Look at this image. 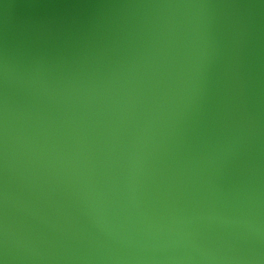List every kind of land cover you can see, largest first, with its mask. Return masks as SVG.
Listing matches in <instances>:
<instances>
[{
	"label": "water",
	"instance_id": "95a60500",
	"mask_svg": "<svg viewBox=\"0 0 264 264\" xmlns=\"http://www.w3.org/2000/svg\"><path fill=\"white\" fill-rule=\"evenodd\" d=\"M0 264H264V0H0Z\"/></svg>",
	"mask_w": 264,
	"mask_h": 264
}]
</instances>
